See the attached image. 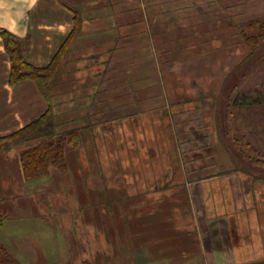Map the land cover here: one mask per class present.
<instances>
[{
  "label": "crops",
  "instance_id": "crops-1",
  "mask_svg": "<svg viewBox=\"0 0 264 264\" xmlns=\"http://www.w3.org/2000/svg\"><path fill=\"white\" fill-rule=\"evenodd\" d=\"M263 16L264 0H0V137L49 110L35 81L10 84L12 64L2 32L22 42L28 63L41 68L51 63L77 24L67 57L87 50L100 66L86 114L99 123L90 130L107 132L121 122L124 180L130 164L139 172L150 170L134 180L154 183L142 189L127 185L125 196L179 188L188 203L184 251L156 257L143 246L122 250L103 264H264V167L236 149L232 157L225 149V155L213 156L209 167L207 151L223 147L210 100L219 96L224 76L208 75L213 65L202 66L204 77L177 76L178 69L202 63L199 59L213 53L232 54L235 67L240 65L250 52L240 30ZM237 111L235 133L240 139L241 133L249 135L250 150L264 156V119L255 120L264 117V110ZM241 118L246 125L239 124ZM45 226L42 235L51 236ZM35 234L29 237L37 239ZM46 239L40 243L46 244L47 262L63 264V240H53L49 253ZM87 251L91 256L95 249L91 245Z\"/></svg>",
  "mask_w": 264,
  "mask_h": 264
},
{
  "label": "rangeland",
  "instance_id": "rangeland-1",
  "mask_svg": "<svg viewBox=\"0 0 264 264\" xmlns=\"http://www.w3.org/2000/svg\"><path fill=\"white\" fill-rule=\"evenodd\" d=\"M226 39L231 40L230 37ZM85 53L74 54L71 58L66 56L51 84L57 132L60 135L78 128L82 137L77 148L68 149L66 168L51 166L47 174L27 180L21 153L35 142L0 152V215L5 217L0 227V242L7 251V261L1 264H49L44 251L46 244L40 243L44 237L46 242L49 240L50 246L46 249L49 253L54 246L53 240H65L68 248L63 264H85L84 260L103 264L118 258L122 250L130 253L143 246L156 257L172 255L184 251L183 245L189 240L184 236V227L190 225L188 203L179 188L176 192L154 196H125L127 185L130 189H142L144 186L153 188L154 183L142 181V178L134 180L137 173L146 177L150 170L145 173L140 166L139 172L127 163L125 173L128 178L124 180L123 123V126L121 122L114 123L107 132L90 130L92 124L99 123L86 114L100 66L89 58L87 50ZM210 56L199 59L202 63L192 62L188 68L178 69L177 73L178 77L196 79L204 75L202 66L213 65L214 69H207L208 75L224 76L219 96L210 100V107L218 112L214 124L218 125L224 148L219 146L207 151L209 167L213 156L225 155V151L228 156L233 155L234 146L225 126L228 109H235L231 121L235 124L238 120L235 97L249 94L258 99L259 95H264V43L255 55L248 61L245 60L248 55L245 56L237 67L232 54L213 53ZM163 73L167 75L169 70ZM242 109L264 110V101L259 100L258 104ZM258 119L264 117H255ZM239 124L244 126L246 122L241 118ZM240 137L246 154L252 155L249 135L241 133ZM146 140L152 144L151 138L146 137ZM195 152L193 149L194 155ZM45 225L51 228L47 230L51 236L42 235ZM34 232L37 239L29 237ZM91 245L95 251L90 256L87 249ZM53 255L58 256L59 252Z\"/></svg>",
  "mask_w": 264,
  "mask_h": 264
},
{
  "label": "trees",
  "instance_id": "trees-1",
  "mask_svg": "<svg viewBox=\"0 0 264 264\" xmlns=\"http://www.w3.org/2000/svg\"><path fill=\"white\" fill-rule=\"evenodd\" d=\"M77 28L76 24L73 33L68 38V42L60 49L48 66L41 68L28 63L24 55V44L22 42L10 32H2L5 47L12 64L10 84L15 85L24 80H33L49 103V110L39 119L17 132L0 137V152L11 150L20 145L30 146L35 142L32 147L21 153V161L25 179L27 180L37 179L41 175L47 174L51 166L66 168L68 149L77 148L81 144L80 129L74 128L64 133L62 132L60 135L57 132L56 119L52 113L53 98L51 93V84L56 72L67 56L69 43ZM240 34L250 48V53L245 59L248 61L264 43V16L246 22L242 26ZM259 100L264 101L263 94L259 95L258 99L253 98L249 94H239L235 97L234 106L242 109L249 105L258 104ZM233 116H235V109L226 110L225 128L234 149L240 150L252 164L264 167L263 155L258 152H254L249 156L246 154L238 133H235L234 120H232L233 122L231 121ZM4 221L5 217L0 215V227H2ZM6 257V248L0 242V264L7 261Z\"/></svg>",
  "mask_w": 264,
  "mask_h": 264
},
{
  "label": "bare ground",
  "instance_id": "bare-ground-1",
  "mask_svg": "<svg viewBox=\"0 0 264 264\" xmlns=\"http://www.w3.org/2000/svg\"><path fill=\"white\" fill-rule=\"evenodd\" d=\"M63 248H64V253H65V255H64V260H66V251H67V245H66V242H65V240H64V245H63Z\"/></svg>",
  "mask_w": 264,
  "mask_h": 264
}]
</instances>
